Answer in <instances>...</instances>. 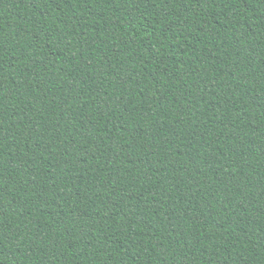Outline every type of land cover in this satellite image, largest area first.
I'll return each instance as SVG.
<instances>
[{
    "label": "trees",
    "instance_id": "16d2710c",
    "mask_svg": "<svg viewBox=\"0 0 264 264\" xmlns=\"http://www.w3.org/2000/svg\"><path fill=\"white\" fill-rule=\"evenodd\" d=\"M0 264H264V0H0Z\"/></svg>",
    "mask_w": 264,
    "mask_h": 264
}]
</instances>
